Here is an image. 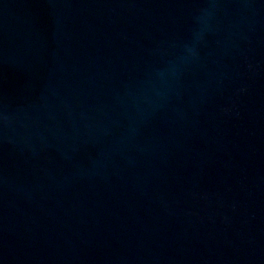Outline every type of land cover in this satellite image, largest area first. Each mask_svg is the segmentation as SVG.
I'll return each mask as SVG.
<instances>
[{"label":"water","instance_id":"obj_1","mask_svg":"<svg viewBox=\"0 0 264 264\" xmlns=\"http://www.w3.org/2000/svg\"><path fill=\"white\" fill-rule=\"evenodd\" d=\"M0 264H264V0H0Z\"/></svg>","mask_w":264,"mask_h":264}]
</instances>
